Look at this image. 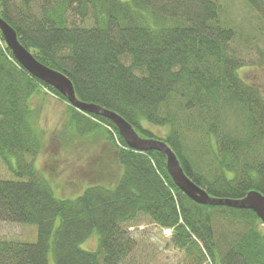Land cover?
Instances as JSON below:
<instances>
[{
    "label": "trees",
    "instance_id": "obj_1",
    "mask_svg": "<svg viewBox=\"0 0 264 264\" xmlns=\"http://www.w3.org/2000/svg\"><path fill=\"white\" fill-rule=\"evenodd\" d=\"M245 2L264 14V0ZM224 13L220 0H0L19 41L64 73L77 98L165 141L210 195H264V96L238 75L240 35ZM41 88L67 104L63 145L97 134L108 142L99 180L74 198L55 196L35 168L42 143L32 100ZM0 159L12 174L0 178V220L37 227L35 242L0 238V264H49L50 255L54 264H122L135 248L126 226L141 217L171 230L183 264H264V224L253 210L194 202L162 152L128 147L110 119L68 104L1 35ZM94 233L96 249L81 247Z\"/></svg>",
    "mask_w": 264,
    "mask_h": 264
},
{
    "label": "rangeland",
    "instance_id": "obj_2",
    "mask_svg": "<svg viewBox=\"0 0 264 264\" xmlns=\"http://www.w3.org/2000/svg\"><path fill=\"white\" fill-rule=\"evenodd\" d=\"M224 16L234 24L237 34L233 47L245 65L238 75L249 84H255L264 96V14L253 10L245 0H220ZM54 93L41 88L32 100V121L37 127L42 147L35 160V168L50 181L55 196L74 198L84 185L99 180L97 164L108 142L97 134L92 140L72 141L68 146L59 141V131L67 114V104ZM31 121V122H32ZM154 131L162 132L157 128ZM6 164L0 159V178H10ZM96 170V171H95ZM135 241V248L122 264H183L184 252L170 242V234L147 217L127 224ZM37 227L32 223L0 220V238L35 242ZM94 233L81 247L95 250ZM49 264H54L50 255Z\"/></svg>",
    "mask_w": 264,
    "mask_h": 264
},
{
    "label": "water",
    "instance_id": "obj_3",
    "mask_svg": "<svg viewBox=\"0 0 264 264\" xmlns=\"http://www.w3.org/2000/svg\"><path fill=\"white\" fill-rule=\"evenodd\" d=\"M0 32L7 47L15 60L34 77L52 86L66 97L68 104L85 113H92L110 119L128 147L138 150H157L166 157V169L174 184L190 199L200 204H219L238 209H251L264 224V195L258 190H249L239 198H224L210 195L204 188L197 185L183 171L179 160L172 148L163 140L142 137L139 132L124 117L117 112L97 103L87 102L77 98L71 80L59 70L40 62L19 41L15 28L0 16Z\"/></svg>",
    "mask_w": 264,
    "mask_h": 264
},
{
    "label": "built area",
    "instance_id": "obj_4",
    "mask_svg": "<svg viewBox=\"0 0 264 264\" xmlns=\"http://www.w3.org/2000/svg\"><path fill=\"white\" fill-rule=\"evenodd\" d=\"M166 232H168V233H169V230H166Z\"/></svg>",
    "mask_w": 264,
    "mask_h": 264
}]
</instances>
